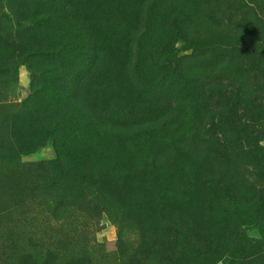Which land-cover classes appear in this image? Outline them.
I'll return each instance as SVG.
<instances>
[{"label":"rangeland","instance_id":"1","mask_svg":"<svg viewBox=\"0 0 264 264\" xmlns=\"http://www.w3.org/2000/svg\"><path fill=\"white\" fill-rule=\"evenodd\" d=\"M30 2L16 3L9 22H0V44L10 41L0 50L5 68L0 74L17 79L0 91V98L5 95L10 102L27 100L37 87L39 75L33 79L30 68L55 72L59 81L74 68L47 51L46 57H28L25 49L49 41L24 30L33 11ZM99 5L102 30L118 48L117 56L104 53L102 61L106 92L116 100L106 98L109 116L120 124L99 123L102 131H94L87 114L76 115V121L91 140L104 132L125 142L130 151L122 154L119 175L140 177L131 185L123 181L117 198L88 189L100 213L75 191L48 192L39 168L25 166L55 160L53 143L31 155L19 153L9 132L10 116L0 110V264H264V193L259 192L264 191V170L247 146L233 163L217 159L221 133L216 125L227 103L213 84L241 95L236 108L228 103L224 118L226 132L243 137L240 131L250 126L251 115L264 113V77L250 63L252 57L264 59V0H103ZM169 49L176 51L174 57ZM75 52L81 53L80 47ZM78 59L74 70L83 71L76 83L90 69ZM171 60V71L158 67ZM190 81L195 83L191 92ZM205 96L209 114L201 108ZM257 97L260 102L252 105ZM141 108L146 114L135 118ZM232 109L242 126L231 120ZM263 127L264 122L257 129L261 135H246V144L264 146ZM110 145L106 152L124 151L116 141ZM133 152L138 157L132 162ZM147 156L157 161V174L145 170ZM107 167L100 162L97 168ZM164 192L173 198L158 199Z\"/></svg>","mask_w":264,"mask_h":264},{"label":"trees","instance_id":"2","mask_svg":"<svg viewBox=\"0 0 264 264\" xmlns=\"http://www.w3.org/2000/svg\"><path fill=\"white\" fill-rule=\"evenodd\" d=\"M30 1L33 11L29 13L30 17L28 20L26 18V21H24L26 28L24 30L26 33L40 34L39 37L43 36L44 39H49V41L46 43L43 41V44L39 48L27 46L28 49H25V52L28 53V57L41 56L43 53H45L44 56L46 57V52L44 51H47L51 53V57L55 55V57L61 58L63 60L62 64L66 66L75 68L74 64L76 59L79 58L80 65H85L86 67L87 63V65H90V69L88 68L85 72L88 73L84 77V80L76 83L75 80L79 77V73L81 74L83 71L82 69L77 74L74 68H70V76L66 75L64 81H59L55 72L46 73L30 68V74L33 79L36 78L35 75H39L38 83L36 84L38 88L33 87L31 96L21 103L10 102L6 99L7 96L4 95L0 98V110L8 112L10 116L9 132L11 138L17 143L19 153L31 155L44 148L48 143H53L57 155L55 160L49 163H34L25 166L39 168L40 173L38 172V175L49 182L50 190L48 192H51L52 189H61L65 192L75 191L86 200L90 208L100 213V205L91 195L88 196V189L99 190L97 192L103 197L112 196L113 198H117V192L121 190L123 181L125 185H131L135 182L136 178L140 177L131 173L119 175V164L121 163L122 154L130 151L129 149L125 150V142L122 143L116 140L117 137H114V134L104 132H96L93 136L94 138L91 140L90 137L87 138L86 134L82 132L83 128L79 125L78 119L76 121V115L81 117L87 114L94 131H102V126H99V123L103 126L107 123H114L113 125L120 124L118 121L113 122L111 120L109 112H111L112 106H108L106 100V98H109L113 102L116 101L106 92L108 82L102 57L104 53H108L112 57L114 55L117 56L118 48H115L117 44L113 42V39L108 38L106 29L102 30L99 4L103 0ZM16 3H19L21 6L23 0H0V6L3 5L4 8L0 10V22H6L11 18V14L13 15L15 10H18L15 7ZM37 16L43 17L42 20L37 22L35 20ZM21 17L24 18V15L22 14ZM32 23L34 25H31ZM48 29H52L53 31L57 29L59 33L53 32L50 35L46 32ZM124 29L126 33L125 26ZM9 44L10 41L1 42L0 50L4 51L8 49ZM78 47H80L81 53L75 52V49ZM250 47L253 46L250 45ZM140 49L143 50V48ZM66 50H68L67 53ZM168 51L169 55L174 57L176 51L173 49H169ZM146 53L148 52L144 50L142 60H146ZM82 59L83 63L81 62ZM173 62L171 60L168 65L163 62L162 64L158 63V67L171 71L172 66H174ZM250 63L254 72H257L258 76L264 77V59L252 57ZM0 70H5V68L0 66ZM197 82L195 80V83ZM216 82L213 84H216L215 90L221 96L220 101L227 103L225 108L219 111L221 118L216 125L221 133L216 141L218 148L216 149L217 159L220 162L233 163L236 160L237 153L243 154L245 151L244 146H247V149H250V154L253 156L252 158L256 159L257 166L261 170H264V146H260L256 142H252V144H246L245 142L246 135L249 136L251 134L253 136L252 133L254 131L259 133L258 135L263 133V130L257 131V129L264 122V113L260 112L258 115L252 114L251 119H248L250 126L245 125L243 130L240 131L243 137L234 134V139L225 130L226 119L224 118V113L226 107L228 108V103H232L231 107L233 109L236 108L237 104L241 101V95H237V92L231 94L230 87ZM74 83L76 84L74 85ZM195 83L190 81L188 85L190 92ZM16 84V75L12 81H9L7 72L3 71L0 74V91L3 90L4 86H15ZM57 87L59 88L58 90ZM55 92L57 99H55ZM205 97L206 101L203 100L205 105L201 108L202 111L209 114L210 99H207L208 96ZM259 102L260 99L257 97L256 101L252 102V105ZM53 103H57L56 106ZM131 103L133 104V101ZM116 105L119 106V104ZM199 109L197 110L198 112ZM233 109L231 115L234 117H231V120L234 124L242 126V122L236 120L239 114ZM140 111L141 113L137 111L133 116L138 118V115L146 114L145 108H141ZM131 125H138V123L132 122ZM257 140L259 141V138ZM111 141H116L120 145L118 150L124 151L114 153L109 150L106 152L107 148L111 146ZM239 146L241 147L240 149ZM133 153V156L129 158L132 162L135 160V157L136 159L138 157ZM147 157V159H144L145 170L151 168L157 174L159 172L157 171V161L149 156ZM103 158L105 160H102ZM100 162L108 163L109 167L97 168ZM43 169L46 170V173L43 172ZM111 173L112 175L115 174V176H112ZM156 174L154 177H156ZM123 176L125 177L122 178ZM154 180H157V178H154ZM259 192L260 194L264 193L263 190ZM172 198L165 192L158 197V199L164 201H169ZM58 202L60 203V200ZM145 210L149 211L150 208L146 207Z\"/></svg>","mask_w":264,"mask_h":264}]
</instances>
